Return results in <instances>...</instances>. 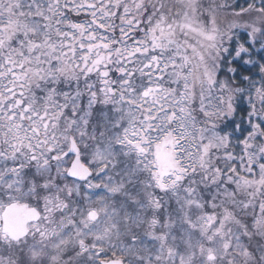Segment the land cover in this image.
Listing matches in <instances>:
<instances>
[{"label":"snow or ice","instance_id":"snow-or-ice-1","mask_svg":"<svg viewBox=\"0 0 264 264\" xmlns=\"http://www.w3.org/2000/svg\"><path fill=\"white\" fill-rule=\"evenodd\" d=\"M0 264H264V0H0Z\"/></svg>","mask_w":264,"mask_h":264}]
</instances>
